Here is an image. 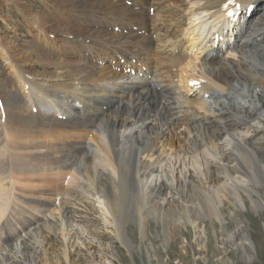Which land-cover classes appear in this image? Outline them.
Wrapping results in <instances>:
<instances>
[{
	"label": "bare ground",
	"instance_id": "obj_1",
	"mask_svg": "<svg viewBox=\"0 0 264 264\" xmlns=\"http://www.w3.org/2000/svg\"><path fill=\"white\" fill-rule=\"evenodd\" d=\"M7 1L16 3L37 30L38 44L30 43L31 54L60 62L66 68L62 74L69 77L66 81L77 85L63 87L65 94L58 96L56 88L50 89L58 84L30 75L26 64L30 52L0 42L1 50L12 58L13 78L21 83L25 103L75 124L69 127L96 129L107 138L112 162L107 149L105 154L101 146L75 143L70 166L80 163L78 170L83 172L84 161L101 163L97 184L90 186L113 215L117 239L130 256L134 258L135 247L116 214L120 202L128 211L137 204L147 206L154 221L163 225L155 236L164 247L179 237L182 226L191 225L198 232L204 220H218L225 238L220 246L222 259L234 261L229 247L235 240L245 261L253 262L258 256L255 241L238 228L227 237L222 208L228 204L240 212L248 207L256 214L264 211L259 191L264 187V9L259 11L264 0H235L238 9L229 0H43L45 13L32 8L33 0ZM255 1H259L257 9ZM2 9L0 2L4 17ZM217 45H222L224 57ZM235 81L247 88L241 92L244 102L225 100ZM218 91H224L225 97ZM3 118L4 112L0 114V160L20 143L16 135H8L9 129L4 133ZM254 124L262 135L251 133ZM33 140L10 154L13 167L29 175L41 171L43 156L40 144ZM82 150L87 159H79ZM0 170H5L4 161ZM2 181L0 200L5 202ZM71 183V191H59L60 197L50 192L53 202H62L75 190ZM47 197L38 194L36 200ZM27 213L25 224L10 229L3 242L4 250L10 247L20 253L25 264H54L52 255L57 250L46 237L49 232L61 235L68 264H76L73 256L78 249L89 253L95 264H116L112 245L72 242L68 213L58 221L53 212L44 216L29 207ZM131 218L143 243L147 223L144 217L140 220L132 214ZM176 218L181 226L174 224ZM27 235L36 244L33 249L25 245ZM198 235L193 239V254L206 258L207 239ZM146 249L152 264L155 249L152 244Z\"/></svg>",
	"mask_w": 264,
	"mask_h": 264
},
{
	"label": "rangeland",
	"instance_id": "obj_2",
	"mask_svg": "<svg viewBox=\"0 0 264 264\" xmlns=\"http://www.w3.org/2000/svg\"><path fill=\"white\" fill-rule=\"evenodd\" d=\"M0 2L5 8L2 9V16L4 17L0 16V42H3L4 45L8 43L16 44L18 48L22 49V51L26 50L27 53L30 52L31 54L33 49L30 47V43H34L35 45L38 44L36 28L26 20L24 15L19 11L16 3H12L7 0H0ZM255 2H257L258 5L254 9H257L259 1ZM32 4V8L34 10L39 9L45 13L46 8L44 7L43 0H33ZM244 9L246 10L247 8ZM262 9H264V5L259 8V11ZM5 18L7 20H4ZM116 29L119 30L120 27L117 26ZM189 38L190 37L186 39L185 43ZM233 41L234 39L231 40V42ZM222 45H217V49L221 51L220 54L224 57L226 52L223 54ZM26 46L29 49L25 48ZM1 47L2 46H0V114L3 115L4 112L5 118H3L2 121L4 133L6 132V129H9L8 135H11V137L16 135L14 138H17V140L19 139L17 143L20 141L19 145L21 147H24L26 142H29L27 145L25 144L26 146L31 145L30 143L34 139L33 141H36L35 143L40 144V150L42 151L43 156L40 157L39 161L41 171L33 175H29L25 171L23 172L22 169H16L12 165L10 154L15 152V150H21L19 145L11 146L14 147V150L10 148L8 155L5 156V159L2 158L0 160L1 163L4 161L5 164V170H0V180H4L2 182H5L3 183V186L5 185L4 188L6 194V201L3 202L0 200L3 202L2 215L0 216V264H25L20 253L10 247L4 250L6 246L4 247L5 244L3 242L7 233L12 232L13 229L25 224L29 207L37 210L41 215L45 214L44 216L53 212L56 217V221L61 219L64 214L68 213L67 216L72 222L70 227L72 242L75 245L83 243L85 245H95L96 247L107 246L108 244L112 245L111 247L116 253V256H118L116 258V264H132L133 261H135L136 264H148L146 248H148L151 244L155 249L152 264H264V211L256 214L248 207L247 210L240 212L228 204H224L222 208L226 221L225 234L227 237H231L237 228L238 232H243L245 235L248 234L255 241L258 251V256L253 262L245 261L243 254L237 249V243L235 240L229 247L234 261L228 263V261L225 262V259H222L224 255L220 246L224 244L225 238L224 234L221 232L223 227L218 220H204L200 223L198 232L195 231L191 225L182 226V231L179 237L176 240L171 241L167 247H164L162 245V240L159 238L157 239L155 236L157 232L162 230L163 225L162 223L154 221L153 215L147 211V206H140L137 204L133 206L134 211H131L130 209L128 211V209L123 206L124 204L122 205V202H120L119 205H117L118 211L116 210L117 212H115L118 216L120 215V217H122L121 222L124 223V226L126 225V233L134 243V258H132L129 251L124 247L121 241L117 239V229L115 221L112 218L113 215L110 214V211L109 214L106 212L108 210L104 208L105 205L102 204V201L100 202V200L96 198L93 193L94 189L90 186V184L92 186L97 184L96 173L102 167L101 163L98 161L99 159L97 158L98 163H93V160L90 162L89 160H86L88 162L87 164V162L84 161L85 166L83 168V172L80 171L81 173L78 170L80 163L78 164L73 162L74 164L72 163L70 166L71 157L75 154V149H73L75 143H80L79 145L82 147L87 146L89 143H92L93 146L97 148L101 146L100 148H104V152L106 149L107 152H110L109 154L105 152V154L107 153V156L109 155L111 157H108L110 161L114 160L112 152L108 150L109 146H105L108 145L105 144L107 138H104L103 135L96 129H91L89 132H86L80 128H75L76 126L69 127L67 124L70 126L75 124H71V122L67 123L64 119L53 117L52 115L50 116V114H42L39 110L33 109L32 106L26 104L20 81L13 78L14 68L12 58L9 59L5 55V52L1 50ZM59 47L61 46L59 45ZM59 47L56 48L58 49ZM51 48L53 50L54 46ZM28 59L29 60L26 64L31 67V71L29 70L31 73L30 75H36L35 77H48L50 78L49 84L53 82L58 84V86L50 88H56L54 91L57 92L56 94H58V96L59 94L62 95L63 92L61 91L64 88H72V86L76 85L69 84L66 81L69 77L66 76L65 73L62 74V72L65 71L63 70L65 66H62L60 62L49 60L44 57L39 58V56L32 54ZM182 85H185V89L189 90V85H187V83ZM241 85L242 84H240L239 81H235L232 86L233 88L228 91V99L225 97L224 91H218L220 97H225L226 101L237 99L238 103H240V101H246L243 99L244 96L241 92H246L247 88L246 86L244 87ZM14 93L16 96H14ZM61 95L60 97H62ZM132 96L133 95L130 94L129 98L133 99ZM59 99L62 100V98ZM256 128L257 127H255L254 124V128L251 130V133L256 136L262 135ZM261 146L264 152V138H262ZM70 148L72 151H70ZM84 151L85 150L79 152V159H84L83 157L87 159ZM71 175H73V177ZM74 176L76 179L75 181L73 180ZM72 181L73 186H76L73 187L75 190L72 193L69 192V196L67 198L65 197V200L62 199V202H53L51 195H58L57 197H60V192L68 193V191H71L70 185L72 184ZM119 189L118 191L120 192ZM259 191L264 198V187L259 189ZM38 194H42L43 196L47 195L49 197H47L46 200L37 202L36 197ZM247 204L249 206V201H247ZM132 214L137 219H145V222L147 223V236L143 243L139 235L138 225L131 220ZM142 217H144V219ZM173 222L176 226H181V222L178 218L173 220ZM25 232H28V230L24 231V233ZM46 234V237L53 245H55L57 250L54 255H52V260L55 259L54 264H68L65 261L61 249V235L55 237V235L50 232ZM198 234L202 237L205 236L207 239V260L206 258L195 256L193 254V239H195V235L197 236ZM33 241L32 236L27 235L25 245L28 248L33 249L35 247L34 245H36ZM183 245L186 248L184 251ZM2 255L6 258L5 260ZM73 259L76 261V264H95L91 255L83 249H78L77 253L73 256ZM43 263L44 261H39V264Z\"/></svg>",
	"mask_w": 264,
	"mask_h": 264
},
{
	"label": "snow or ice",
	"instance_id": "obj_3",
	"mask_svg": "<svg viewBox=\"0 0 264 264\" xmlns=\"http://www.w3.org/2000/svg\"><path fill=\"white\" fill-rule=\"evenodd\" d=\"M229 4H235V0H229ZM228 5H225V7H227ZM235 7L238 9L239 8V5L238 4H235ZM233 13H229V15H232ZM195 83V82H193Z\"/></svg>",
	"mask_w": 264,
	"mask_h": 264
}]
</instances>
